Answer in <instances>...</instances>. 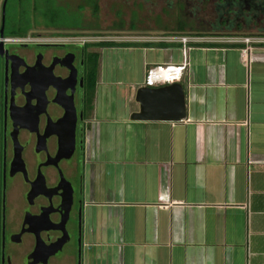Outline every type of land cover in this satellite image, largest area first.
<instances>
[{
  "label": "crops",
  "instance_id": "crops-1",
  "mask_svg": "<svg viewBox=\"0 0 264 264\" xmlns=\"http://www.w3.org/2000/svg\"><path fill=\"white\" fill-rule=\"evenodd\" d=\"M168 45L150 43L163 54L150 67L181 62ZM240 47L190 51L179 123L133 122L135 101L120 117L100 109V87L123 82L99 74L84 167L86 264H264V45L248 69ZM124 85L127 98L140 87Z\"/></svg>",
  "mask_w": 264,
  "mask_h": 264
},
{
  "label": "flooded vegetation",
  "instance_id": "flooded-vegetation-1",
  "mask_svg": "<svg viewBox=\"0 0 264 264\" xmlns=\"http://www.w3.org/2000/svg\"><path fill=\"white\" fill-rule=\"evenodd\" d=\"M216 2L204 35L244 32L264 45V0ZM56 34L0 46V264H86L88 117L104 48L51 41Z\"/></svg>",
  "mask_w": 264,
  "mask_h": 264
},
{
  "label": "rangeland",
  "instance_id": "rangeland-1",
  "mask_svg": "<svg viewBox=\"0 0 264 264\" xmlns=\"http://www.w3.org/2000/svg\"><path fill=\"white\" fill-rule=\"evenodd\" d=\"M217 2L216 0H93L86 3L85 0H55L54 4L64 8L69 14L76 15L75 25L78 26L75 29L80 30L76 32L79 35L96 41L126 39L139 42L131 45L118 44L116 46L120 50L112 54L111 51L101 54L99 74L102 80H108L113 74V80H122L123 84L109 89L100 87V109L102 107L109 111L115 109L114 114L120 117L123 109L134 104V95L127 98L124 94L125 82L143 85L145 64L148 66L151 62L161 64L163 60L162 51L156 48L150 49V45L142 42L157 41L160 38L175 35H204L206 31L201 30H207L209 23L216 19L212 10ZM2 3L3 0H0V17ZM42 8L40 1L21 0L20 25L22 29H28V35H39L40 38H45L51 37L52 33H57L52 27L48 28L49 23L41 13ZM181 22L187 24L185 32L177 33L174 30L181 27L179 26ZM191 29L193 31H189ZM56 36L69 35L61 32ZM233 36H248V33L239 32ZM123 47H132L134 50H122ZM167 48L173 49L176 60L180 53L177 52L179 47L172 44ZM112 62L116 65L114 70L111 69ZM184 77L183 83L186 85V76ZM116 137H119V133L115 135Z\"/></svg>",
  "mask_w": 264,
  "mask_h": 264
},
{
  "label": "built area",
  "instance_id": "built-area-1",
  "mask_svg": "<svg viewBox=\"0 0 264 264\" xmlns=\"http://www.w3.org/2000/svg\"><path fill=\"white\" fill-rule=\"evenodd\" d=\"M43 41L40 38L35 37H25V38H0V43L2 44H29L38 43ZM51 41H60L71 44H95V43H114V44H137L138 41L126 40V39H107L98 40L92 39L86 36L74 35L66 36L58 39H52ZM261 41L253 38L252 36H241V37H215L212 35H199V34H189V35H175L171 37H163L157 41H144V44L150 43H166V44H177L179 45V50L181 53V62L179 64H165V65H155L146 66L145 77L143 81V87L148 88H159L171 84H181L185 73L189 70V53L191 50L195 49L197 46L192 45H202V44H239L242 45L238 49L239 59L241 64L248 69L251 62V55ZM128 50H134L132 47L127 48ZM189 85V84H188ZM140 86V87H141Z\"/></svg>",
  "mask_w": 264,
  "mask_h": 264
},
{
  "label": "water",
  "instance_id": "water-1",
  "mask_svg": "<svg viewBox=\"0 0 264 264\" xmlns=\"http://www.w3.org/2000/svg\"><path fill=\"white\" fill-rule=\"evenodd\" d=\"M5 6L3 4L2 10ZM0 38H3V13ZM2 43H0V46ZM134 101L138 105V112L130 115L133 122H169L179 123L186 119V95L181 84L175 83L159 88L139 87L134 95ZM73 126L70 144L67 151L71 154L74 149L75 117L72 114ZM73 192V188L71 190Z\"/></svg>",
  "mask_w": 264,
  "mask_h": 264
},
{
  "label": "trees",
  "instance_id": "trees-1",
  "mask_svg": "<svg viewBox=\"0 0 264 264\" xmlns=\"http://www.w3.org/2000/svg\"><path fill=\"white\" fill-rule=\"evenodd\" d=\"M42 2L43 8H42V14L43 17H45L49 23L48 28H53L57 34L61 32H66L70 36L79 35L76 32L80 31L77 28L75 16L74 14H69L64 8L56 6L54 4L55 0H36ZM87 2H93V0H85ZM5 3V6L2 10L3 4ZM35 3V2H34ZM21 0H3V3L1 5V17L0 21L2 19V13H3V38H25L28 36L35 37L36 35H28V29H22L20 22H21V10H20ZM36 5V4H35ZM39 5V3H37ZM36 5V6H37ZM186 28V27H185ZM185 28H178L175 29L177 33L185 32ZM92 30V29H91ZM189 31H193L192 29ZM94 46L98 47H115L118 44L114 43H99V44H93ZM121 45V44H120ZM123 45V44H122ZM127 45V44H124ZM129 45V44H128ZM131 45V44H130ZM150 45V44H145ZM207 45V44H205ZM201 45V46H205ZM209 45V44H208ZM163 44H156L154 47L161 48L163 47ZM117 47V46H116ZM124 48V47H123ZM125 48H131V47H125ZM92 57V56H91ZM96 61V62H95ZM97 64V57H94V65ZM98 72L96 68L92 70L91 73V80L92 84H94L97 80ZM91 98H93L94 94V88L90 89Z\"/></svg>",
  "mask_w": 264,
  "mask_h": 264
}]
</instances>
